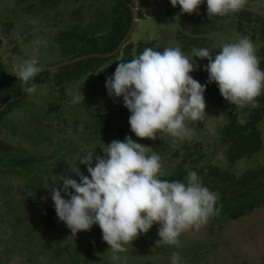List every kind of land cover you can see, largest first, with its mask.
Returning a JSON list of instances; mask_svg holds the SVG:
<instances>
[{"label":"rangeland","instance_id":"1","mask_svg":"<svg viewBox=\"0 0 264 264\" xmlns=\"http://www.w3.org/2000/svg\"><path fill=\"white\" fill-rule=\"evenodd\" d=\"M39 1L27 0L26 5H21L16 0H0V65L3 76L15 78L18 85L17 69L25 60L37 61L43 70L69 62L75 53L59 43L62 34L70 32L71 24L79 23L73 21L72 12L80 2L60 0L56 8L45 10ZM125 1L133 5L135 13L138 9L144 12L130 36L131 59L146 48L163 51L167 47H181L182 42L176 36L178 31L193 36L183 25L185 17L207 13L205 4L189 15L182 14L179 6L173 8L169 0ZM245 7L264 14V0H248ZM93 8L91 1L84 5L82 12L86 19L79 25H88ZM241 16L240 12L225 16L220 30H206L197 35L202 41L200 46L203 44L201 48L214 51V56L225 42L247 36L257 46L256 54L262 62L264 57L258 43L262 40L259 32L264 22L248 14L247 27L241 33L238 25ZM183 47L182 51L191 55V50ZM121 57L76 83L44 87L37 84V80L32 81L36 92L21 93L18 104L0 115V141L7 148L6 153L0 154V264H114L97 225L69 238L58 232L51 234L29 201L33 198L52 202L51 189L62 186V182L53 183L52 179L58 182L53 176L64 175L79 182L69 169L79 155L96 150L97 156H103L102 150L112 141L131 137L158 151L162 165L160 179L174 175L189 153L194 157L183 165L184 169L218 167L240 178L249 171L264 168V121L259 125L262 150L252 158L232 165L227 160L228 147L222 143L230 113H235L238 123L244 125L254 107H237L221 96V102H216L206 92V115L201 120L186 122L192 135L179 145L166 133H158L160 138L155 140L135 137L128 123L130 113L123 106L122 98H109L105 89L106 78L113 75ZM196 63L200 68L191 75L204 85L206 78L201 77L204 75L201 66L208 61L197 60ZM59 88L63 89L62 93ZM79 88L84 96L81 105L72 103L73 94ZM2 98L0 96V100ZM177 146L180 152L176 156ZM196 159L198 162L194 163ZM31 160L35 161L31 166L18 164ZM78 167L87 175L85 166ZM182 182H186V178ZM158 229L159 225H153L147 233L139 235L126 246L128 251L121 253V260L115 264H171L173 252L180 253L181 264H264V208L236 220H229L218 211V215H213L199 230L182 233L176 246L156 247Z\"/></svg>","mask_w":264,"mask_h":264},{"label":"clouds","instance_id":"2","mask_svg":"<svg viewBox=\"0 0 264 264\" xmlns=\"http://www.w3.org/2000/svg\"><path fill=\"white\" fill-rule=\"evenodd\" d=\"M182 14H193L202 4L207 17H225L242 11L248 0H169ZM208 48L191 49L185 54L179 45L163 51L146 48L128 62H119L106 78L109 98H122L130 113L131 133L140 140L157 139L166 133L173 143H182L192 135L188 121L206 115L204 93L207 84L215 83L221 97L237 107H258L257 98L264 93V70L259 67L257 46L243 36L225 42L213 56ZM197 60H207L203 71L207 83L202 85L191 73L200 68ZM42 71L35 60L18 66L17 78L25 94L36 92L34 78ZM80 88L72 103L81 105ZM160 138V137H159ZM97 156L96 150L82 152L72 168L78 178L53 176L51 200L58 220L72 236L97 225L102 240L109 246L111 260L119 262L127 245L159 225L155 246H176L182 233L199 230L215 214L218 193L203 184L196 171H188L186 182L162 180L158 151L125 137L115 140ZM95 161V162H94ZM78 165L86 168L81 173ZM171 264H181L179 252L171 254Z\"/></svg>","mask_w":264,"mask_h":264},{"label":"trees","instance_id":"3","mask_svg":"<svg viewBox=\"0 0 264 264\" xmlns=\"http://www.w3.org/2000/svg\"><path fill=\"white\" fill-rule=\"evenodd\" d=\"M78 1L80 2L79 7L72 12L73 21L75 22L81 23L86 19L82 11L88 1L93 2L95 8L90 12L91 21L88 25L82 27L79 23L71 24L70 32L66 31V33L62 34V41L59 45H64L66 46L65 48L75 50V53L68 61L87 55H108L113 53L130 29L132 21V10L130 7L133 5L122 0H76V2ZM16 2L21 5H26L27 0H16ZM39 3L43 9L48 10V8H56L61 2L60 0H40ZM31 7L32 4L29 8L31 9ZM240 13L243 14V16L239 17L238 21L241 32L247 27L249 20L247 15L252 13L243 10ZM143 14L142 9H138L136 19H142ZM255 16L264 22L263 18L257 15ZM190 17H185L183 23L186 25H183L189 28V32H192L193 36L188 37L179 31L176 35L182 42L181 47L184 46L183 48L187 51H190L193 47L201 48L203 46V44L200 46L202 41L197 38V35L203 34L206 30H220L223 26V17H216L209 20L207 13L200 16L192 15ZM262 24L264 25V23ZM259 34L263 42L261 40L258 43V47L264 57V28ZM132 46L133 43L129 38L121 51L111 58L86 59L66 67L56 68V70L40 72L33 81L37 80V84H41L44 87L53 85L64 86L65 83L79 82L89 74L97 72L104 64L120 56H122L120 62L130 61ZM204 66H201L202 71ZM259 67L264 70V60L260 62ZM3 75V67L0 65V96L3 97L0 100V109L7 102L12 101L0 112V115H4V113L10 111L13 105H17L22 93L21 81L18 85L16 79L11 82L4 79L2 77ZM201 77L206 78V84L208 80L207 72L204 71V75ZM44 79L48 80L45 81ZM59 91V93H62L63 89L59 88ZM205 92L211 100L221 102V95L215 83L207 84ZM257 101L259 106L252 109L250 118L244 125L238 123V116L235 113H230V120L224 129L222 143L228 147L227 160L232 165L243 159H250L262 150V138L259 125L264 121V93L257 98ZM6 149V146L0 141V154L6 153ZM179 149V146L175 149L176 156L180 152ZM184 150H187V147H184ZM192 157H194L193 154H186L182 163L178 165L174 175L161 179L182 182V179L187 178L188 171H196L202 178L203 184L211 191L218 193L219 198L215 207L222 216L227 217L229 220H236L237 218L253 213L257 209L264 208V168L249 171L240 178L226 171H222L218 167L201 166L184 169L183 165L188 160L190 161ZM197 162L198 159L194 160V163ZM34 163L35 161L33 160L18 162L22 166H31ZM29 201L32 203L35 214L49 233L58 232L59 235L61 234L68 238L72 236L70 229L58 220L52 202H39L33 198Z\"/></svg>","mask_w":264,"mask_h":264},{"label":"water","instance_id":"4","mask_svg":"<svg viewBox=\"0 0 264 264\" xmlns=\"http://www.w3.org/2000/svg\"><path fill=\"white\" fill-rule=\"evenodd\" d=\"M123 2H126L125 0H122ZM131 10H132V21H131V26H130V29L126 35V37L123 39V41L120 43V45L118 46V48L111 54H108V55H87V56H83V57H80V58H77V59H74V60H71L69 62H65V63H62L60 65H57V66H54V67H50V68H47V69H43L41 72H44V71H49V70H54L56 68H62V67H66V66H69V65H72L74 63H77L79 61H82V60H86V59H92V58H111L113 56H115L118 52L121 51V49L125 46V44L127 43L128 39L130 38L131 34H132V31L134 29V25L136 23V14L134 12V9L132 7H130ZM243 11H247L249 13H253L261 18L264 19V14H262L261 12L257 11V10H254L252 8H249V7H244ZM4 79H7L11 82L14 81V78L13 77H9V76H2ZM24 93V91H22V94ZM12 100H10L9 102H7L1 109H0V112L3 111L5 109V107L8 105V103H10Z\"/></svg>","mask_w":264,"mask_h":264},{"label":"flooded vegetation","instance_id":"5","mask_svg":"<svg viewBox=\"0 0 264 264\" xmlns=\"http://www.w3.org/2000/svg\"><path fill=\"white\" fill-rule=\"evenodd\" d=\"M133 8V7H132ZM142 11H143V9H142ZM136 14V13H135ZM253 14V13H252ZM255 15V14H254ZM136 21H137V19H136ZM14 80H15V78H14Z\"/></svg>","mask_w":264,"mask_h":264}]
</instances>
